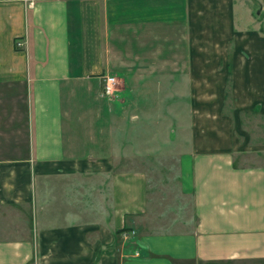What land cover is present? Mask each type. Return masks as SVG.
Here are the masks:
<instances>
[{
	"label": "crops",
	"instance_id": "crops-1",
	"mask_svg": "<svg viewBox=\"0 0 264 264\" xmlns=\"http://www.w3.org/2000/svg\"><path fill=\"white\" fill-rule=\"evenodd\" d=\"M249 2L0 0V264H264V167L221 139L219 90L264 94ZM168 87L196 112L170 160Z\"/></svg>",
	"mask_w": 264,
	"mask_h": 264
},
{
	"label": "rangeland",
	"instance_id": "rangeland-1",
	"mask_svg": "<svg viewBox=\"0 0 264 264\" xmlns=\"http://www.w3.org/2000/svg\"><path fill=\"white\" fill-rule=\"evenodd\" d=\"M248 1H250L248 4H250L252 9L251 12L253 13V22L250 25L249 21L244 20L241 26L244 29L251 30L252 34L246 37L245 43L238 42V50L241 52L242 48H251L253 55H250V53H248L249 51H244V53L245 56L254 58L261 49L264 50V0ZM251 27L252 29H250ZM239 55L238 57H240ZM230 73H232V71ZM222 86L223 84L221 87ZM117 88L118 92L115 94V97L113 99L106 98L108 101L114 102L117 96L122 94L123 87L118 84ZM220 88L217 89L219 90ZM142 89L145 90L142 94L146 96L151 93V90L148 88ZM260 89L262 88H235L233 80L230 79L228 85L219 90L221 91V103L219 104L221 105L222 143L227 145H229V143L238 144L240 149L235 151L233 156L237 158L240 165L249 168L264 167V94H261ZM129 90L133 93V88H129ZM252 90H257V93ZM192 91L193 89L191 87H168V103L164 106V110L163 108L161 109L162 112L165 111L168 116V118L164 119L168 126V160L180 157L178 155L180 154L179 151L181 152L183 147L185 151L188 150L192 147L191 143L195 141V103L191 100L189 103L182 100L180 101L178 97L171 96L180 93L184 95L189 94V96H191L193 94ZM175 98L178 99L175 100ZM133 100L132 98L130 105H133ZM146 100L144 103H148ZM144 103L142 102L140 104L145 106ZM130 111L132 112V109ZM133 114L134 112L132 115ZM160 119V117H157L155 120L159 121ZM120 126L121 125H117L118 128ZM165 157L166 154L163 149L157 152V159ZM121 169L129 170L134 168L126 166ZM141 169L155 170L157 168L145 166ZM177 170L178 168L175 166H168V176L172 177ZM117 238L119 242H125L126 249L130 248L133 242L136 241L134 231L127 232L125 230L124 233Z\"/></svg>",
	"mask_w": 264,
	"mask_h": 264
},
{
	"label": "built area",
	"instance_id": "built-area-1",
	"mask_svg": "<svg viewBox=\"0 0 264 264\" xmlns=\"http://www.w3.org/2000/svg\"><path fill=\"white\" fill-rule=\"evenodd\" d=\"M24 43L21 41H18L16 43L17 49L23 48ZM117 79L114 76L106 77L104 80L103 85V95L104 98L113 99L115 97V94L118 92V83ZM127 236V235H126Z\"/></svg>",
	"mask_w": 264,
	"mask_h": 264
}]
</instances>
